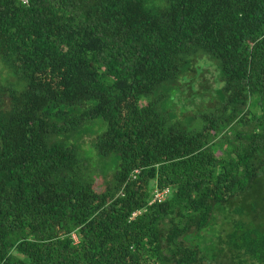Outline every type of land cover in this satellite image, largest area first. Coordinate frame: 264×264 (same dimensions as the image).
Masks as SVG:
<instances>
[{"label":"trees","instance_id":"1","mask_svg":"<svg viewBox=\"0 0 264 264\" xmlns=\"http://www.w3.org/2000/svg\"><path fill=\"white\" fill-rule=\"evenodd\" d=\"M0 264H264V0H0Z\"/></svg>","mask_w":264,"mask_h":264},{"label":"built area","instance_id":"2","mask_svg":"<svg viewBox=\"0 0 264 264\" xmlns=\"http://www.w3.org/2000/svg\"><path fill=\"white\" fill-rule=\"evenodd\" d=\"M20 2H22V3H27L28 2V0H19ZM169 189L168 188H164V189H161V190H159V189H156L155 191H154V194H153V200H155V201H162V200H164L168 195H169ZM136 211H134L133 213H132V216H135L136 215Z\"/></svg>","mask_w":264,"mask_h":264},{"label":"rangeland","instance_id":"3","mask_svg":"<svg viewBox=\"0 0 264 264\" xmlns=\"http://www.w3.org/2000/svg\"><path fill=\"white\" fill-rule=\"evenodd\" d=\"M209 68H210V72H206V73H205V76H206L207 78H209L210 81H211V80L213 79L212 77H214L215 74L213 73V68H211V67H209ZM196 101H198V98L196 99ZM96 183L99 184V185H101V184H102V179H101L100 177H97V178H96Z\"/></svg>","mask_w":264,"mask_h":264}]
</instances>
